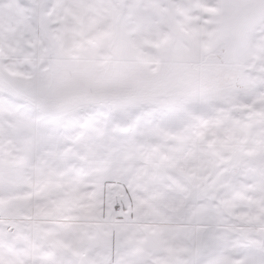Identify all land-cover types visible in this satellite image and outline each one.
I'll return each instance as SVG.
<instances>
[{"label":"snow or ice","instance_id":"6c2138e0","mask_svg":"<svg viewBox=\"0 0 264 264\" xmlns=\"http://www.w3.org/2000/svg\"><path fill=\"white\" fill-rule=\"evenodd\" d=\"M0 264H264V0H0Z\"/></svg>","mask_w":264,"mask_h":264}]
</instances>
